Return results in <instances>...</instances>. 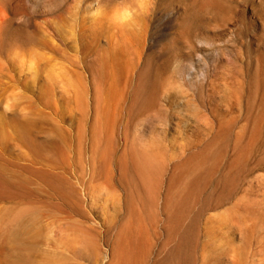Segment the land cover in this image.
I'll list each match as a JSON object with an SVG mask.
<instances>
[{"label": "rangeland", "instance_id": "obj_1", "mask_svg": "<svg viewBox=\"0 0 264 264\" xmlns=\"http://www.w3.org/2000/svg\"><path fill=\"white\" fill-rule=\"evenodd\" d=\"M0 264H264V0H0Z\"/></svg>", "mask_w": 264, "mask_h": 264}]
</instances>
